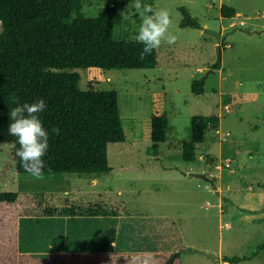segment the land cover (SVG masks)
Listing matches in <instances>:
<instances>
[{
	"label": "rangeland",
	"instance_id": "1",
	"mask_svg": "<svg viewBox=\"0 0 264 264\" xmlns=\"http://www.w3.org/2000/svg\"><path fill=\"white\" fill-rule=\"evenodd\" d=\"M82 15L114 11L120 40L131 37L138 13L168 9L173 44L158 48V66L106 70L104 80L81 76L82 91H115L130 142L111 144L106 175H41L15 172L13 147L0 145V192L33 196L43 216L20 220V246L33 256L171 255L182 264H230L264 243V0H80ZM181 7L202 30L180 28ZM235 10L231 19L222 8ZM133 14H129V13ZM2 25L0 23V32ZM221 50V69H213ZM204 81V93L192 92ZM165 92L166 141L155 149L134 141L152 116L153 96ZM218 116L184 159L194 117ZM135 136V137H134ZM45 210L52 212L46 215ZM206 253L215 255L211 261ZM239 264H264V250Z\"/></svg>",
	"mask_w": 264,
	"mask_h": 264
},
{
	"label": "trees",
	"instance_id": "2",
	"mask_svg": "<svg viewBox=\"0 0 264 264\" xmlns=\"http://www.w3.org/2000/svg\"><path fill=\"white\" fill-rule=\"evenodd\" d=\"M144 0H141L143 4ZM82 10L80 0H0V145L13 147L15 172L28 176L15 156V137L8 135V113L16 103L43 98L48 107L41 114L51 132L45 157L47 169L42 175H106L111 144L130 142L120 114L115 91H82L77 71H88L93 82L104 80L106 70H147L158 66V50L143 60L141 45L118 39L114 11L107 9L96 18L75 13ZM180 28L202 30L198 18L181 7ZM222 16L231 19L235 10L222 8ZM221 50L213 69H221ZM204 81H194L192 92L204 93ZM165 92L153 96L152 116L134 141L151 143L156 149L166 141L169 124L165 112ZM220 125L218 116L194 117L191 141L184 144V159L193 160L195 146L205 141L208 130ZM33 196L18 192H0V264H182L181 255H78L39 257L23 254L20 246V220L43 216ZM46 215L52 212L45 210ZM264 250L247 256L225 257L230 264L255 258Z\"/></svg>",
	"mask_w": 264,
	"mask_h": 264
},
{
	"label": "clouds",
	"instance_id": "3",
	"mask_svg": "<svg viewBox=\"0 0 264 264\" xmlns=\"http://www.w3.org/2000/svg\"><path fill=\"white\" fill-rule=\"evenodd\" d=\"M135 9L141 8V0H132ZM130 15L133 13H129ZM140 23L131 39L141 45L139 58L143 60L152 55L162 44L171 45L176 37L169 31L171 24L168 9L151 10L148 7L143 13H138ZM47 103L43 98L32 102L16 103L8 113L10 123L7 127L8 135L15 137V156L19 166L32 177L39 179L47 169L45 157L49 150L51 132L59 133V128H45L41 114L47 110Z\"/></svg>",
	"mask_w": 264,
	"mask_h": 264
},
{
	"label": "water",
	"instance_id": "4",
	"mask_svg": "<svg viewBox=\"0 0 264 264\" xmlns=\"http://www.w3.org/2000/svg\"><path fill=\"white\" fill-rule=\"evenodd\" d=\"M185 252H191V253H195V251H183V250H180V251H177L175 254H174V256L175 255H180V254H182V253H185ZM206 255L209 257V259L211 260V261H213L214 259H215V255H213L212 253H206Z\"/></svg>",
	"mask_w": 264,
	"mask_h": 264
},
{
	"label": "crops",
	"instance_id": "5",
	"mask_svg": "<svg viewBox=\"0 0 264 264\" xmlns=\"http://www.w3.org/2000/svg\"><path fill=\"white\" fill-rule=\"evenodd\" d=\"M2 177H0V183H2V182H4V183H6V184H9L8 183V180H10L9 178H3V179H1Z\"/></svg>",
	"mask_w": 264,
	"mask_h": 264
}]
</instances>
